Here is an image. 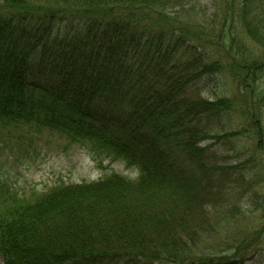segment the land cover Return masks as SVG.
Segmentation results:
<instances>
[{
	"label": "trees",
	"instance_id": "16d2710c",
	"mask_svg": "<svg viewBox=\"0 0 264 264\" xmlns=\"http://www.w3.org/2000/svg\"><path fill=\"white\" fill-rule=\"evenodd\" d=\"M196 1L0 0V125L47 127L138 171L18 204L0 186V264H264L259 182L243 177L261 200L232 238L220 226L246 211L222 219L213 186L218 170L234 182L214 146L244 106L257 142L244 168L263 153L264 0ZM219 74L232 96H202Z\"/></svg>",
	"mask_w": 264,
	"mask_h": 264
},
{
	"label": "rangeland",
	"instance_id": "374dc122",
	"mask_svg": "<svg viewBox=\"0 0 264 264\" xmlns=\"http://www.w3.org/2000/svg\"><path fill=\"white\" fill-rule=\"evenodd\" d=\"M212 1L197 0L196 4L199 7L206 4L211 5ZM213 12L208 11V15L210 16ZM220 76L221 74L217 79L212 77L209 81L198 86L202 96L217 100L224 88L226 90L223 96L230 90L231 85L236 88L233 81L230 85L225 86L224 82L218 80ZM249 91H252L251 88ZM231 92L230 90V96H232ZM254 93H257L256 89H254ZM252 94L253 92H251L250 98ZM237 98L239 97L237 96ZM243 110H246L245 106L238 115L236 114L237 120L234 119L236 116L230 115L229 121H224L225 125L219 127L220 131H237L238 135H227L220 144L214 146L218 150V157H228L229 160L226 164L230 163L231 166L238 168V171L232 176L234 179L232 183L231 178H224L222 170H218L217 176L215 175L213 178V186L217 189L220 187V183L223 185L221 189L223 191L221 198L223 197V199L214 200V204L221 211L222 219L225 218L223 214L225 208L229 205L226 209L228 213L231 203L236 202L246 211L245 215H239L237 218H226L224 225L220 226L225 238L234 236L229 225H234L236 232L240 233L246 224H256L253 220L257 216L250 214L249 208L255 202L253 199H261L257 192L247 193L245 191L243 177L246 178L245 182L247 181L248 184L259 182L257 183L258 192L264 197V149L263 153L262 151L258 152L257 156L260 161H255L256 170L252 171L256 178L252 177L251 172V165L256 156L252 157L253 163L247 164L245 168L243 165V160L254 149L250 146L257 144L256 137H254L256 135L253 134L254 136L249 139L246 136L250 127L247 125L248 119L242 114ZM226 112L228 113H222V115H235L230 110ZM261 122L264 133V116L261 118ZM229 148L230 151L227 150ZM135 172V168H130L124 161L98 150L89 141H74L69 136L47 127L39 128L34 125L20 124L0 125V186L4 184L8 186L5 190L8 189L9 192L15 193V198L12 201L14 204L33 200L56 185L90 182L112 173H120L128 177ZM137 176L138 174L132 179ZM239 185L243 189L237 187ZM0 260H2L1 256ZM249 264H258V262L250 260Z\"/></svg>",
	"mask_w": 264,
	"mask_h": 264
}]
</instances>
